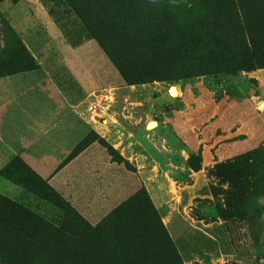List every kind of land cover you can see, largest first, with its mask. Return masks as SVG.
Returning a JSON list of instances; mask_svg holds the SVG:
<instances>
[{
    "label": "rangeland",
    "instance_id": "1",
    "mask_svg": "<svg viewBox=\"0 0 264 264\" xmlns=\"http://www.w3.org/2000/svg\"><path fill=\"white\" fill-rule=\"evenodd\" d=\"M180 1L198 24L197 52L188 59L192 29L166 0H0V80L32 72L58 85L53 96L31 95L54 101L56 125L70 131L55 141L56 172L70 163L72 170L59 185L43 180L38 188L20 157L0 147V240H10L0 245V264H264V0ZM20 26L39 41L25 43ZM185 63L187 77L174 81ZM144 84L150 92L143 100L157 101L160 88L174 96L177 87L188 102L206 103L202 120L217 108L198 134L210 145L212 130L232 129L231 155L210 149L208 186L193 187L188 170L200 169L201 149L185 162L180 180L187 187L171 210L184 231L178 239L146 202L133 167L84 123L88 93L112 92L111 113L127 99L126 87ZM86 157L93 177L124 165L133 181L127 196L85 176ZM43 228L46 235L58 228L77 252L59 260L63 250L52 239L32 252L15 239Z\"/></svg>",
    "mask_w": 264,
    "mask_h": 264
},
{
    "label": "crops",
    "instance_id": "2",
    "mask_svg": "<svg viewBox=\"0 0 264 264\" xmlns=\"http://www.w3.org/2000/svg\"><path fill=\"white\" fill-rule=\"evenodd\" d=\"M21 27L16 31L25 43L39 41L37 33L24 32ZM43 72L49 77L58 74L49 70ZM31 73L0 80V147L7 154L20 157L42 180L57 186L64 180L63 176H72L71 163L56 172L61 159L54 151L56 139L70 137V131L56 125L51 112L53 100L41 101L31 95L50 92L53 96L58 85L48 78L38 77L34 80L30 77ZM175 88L179 93L177 96L171 95L170 88L169 91L160 88L157 101L152 102L142 99L149 94V85L126 87L129 93L127 99L117 100L113 112L88 115L84 123L106 146L133 167L131 178L133 181L136 178L138 185L144 188L170 236L178 239L184 231L178 216L171 210L172 203L174 205L177 202L176 198L187 187L180 180L186 171L185 162L191 154L201 149L200 169L188 170L191 172L193 187L208 186L211 180L207 177V167L212 163L214 155L222 158L232 153V146L228 142L232 129L228 126L212 130L209 134L210 140H215L214 145H210L213 141L209 143L205 138H200L198 134H204L202 127L211 123L218 109L214 108L206 120H202L200 110L206 103L188 102L180 89ZM69 105L67 101L62 102L63 108ZM150 122H154L155 126L148 128ZM220 140L222 142L219 144ZM216 145L217 152L213 155L210 149ZM64 150L66 152L67 148ZM82 161L87 174L85 176L92 178L91 170L88 171L89 157ZM108 165L112 166L109 162ZM115 166H112L113 169L106 168L97 177L94 174V182L112 189L113 194L125 197L127 193L124 189L133 187V181L129 175H125L130 172H127L124 165ZM85 186L87 188L88 183Z\"/></svg>",
    "mask_w": 264,
    "mask_h": 264
},
{
    "label": "trees",
    "instance_id": "3",
    "mask_svg": "<svg viewBox=\"0 0 264 264\" xmlns=\"http://www.w3.org/2000/svg\"><path fill=\"white\" fill-rule=\"evenodd\" d=\"M166 4L177 15H179L181 18H183L185 20V22L187 23V25L189 26V28L192 29V34H193L192 36H194V37H191L190 44H189V47H188L186 55H185L186 59H188V58L192 57L197 52V38H196L198 36L197 21L192 15L189 14L188 7L183 2H181L180 0H166ZM92 39H94V37ZM187 71H188V66H187V63H185L184 69H182L181 73H179L175 76L174 81H179V80L185 79L187 77ZM3 76H5V75H2V77ZM108 149L110 150L111 153L116 154V152L112 148H110L109 146H108ZM16 162H17V160H16ZM18 163H20V161H18ZM23 166H25L24 169L31 172L30 177L32 178L34 183H36V186L38 188H40V186H38V185H42L43 180L40 177H38L26 164H24ZM20 177H23V176L20 175ZM31 184H32V182H31ZM142 194L144 195L146 202H148V204H150V206L154 208V206H153V204H152V202H151V200H150V198H149V196L145 190H142ZM127 205H129V201L122 204V206L119 209L122 210V208H124L127 210ZM119 209L117 211H120ZM40 223L45 225V221L40 222ZM102 226H103L102 222L100 224H98V227H102ZM45 229L46 228H43L42 230H39L38 232H36L35 229H33L32 232L29 234L28 238L23 237V233L18 231L17 238H15V239L17 241L20 239V242H21L20 244L24 247L25 252H32V251H36V250L38 251V248L41 249V246L44 243L48 242V239L49 240L52 239L54 244H55L53 246L56 247V249H55V247H53V250L54 249H55V251H62L63 250L62 254L60 256L58 255L59 260L63 256L66 257L67 254L72 255V253L77 252L78 248H73V247L71 248V247H68L66 245V242L64 241L66 234L63 233V235H62V233H57L58 228H55V230L57 229L55 234H47L49 236H47L45 234ZM121 231L125 232L123 229H121ZM160 236H163V233ZM10 239L12 240L13 238L10 237ZM9 243H10L9 237H7V239H3L2 241L0 240V245L3 248H6L9 245ZM17 244H18V242H17Z\"/></svg>",
    "mask_w": 264,
    "mask_h": 264
},
{
    "label": "built area",
    "instance_id": "4",
    "mask_svg": "<svg viewBox=\"0 0 264 264\" xmlns=\"http://www.w3.org/2000/svg\"><path fill=\"white\" fill-rule=\"evenodd\" d=\"M113 95L109 91L94 92L89 95V102L86 107V113L94 115L99 112H107L110 108V96Z\"/></svg>",
    "mask_w": 264,
    "mask_h": 264
},
{
    "label": "bare ground",
    "instance_id": "5",
    "mask_svg": "<svg viewBox=\"0 0 264 264\" xmlns=\"http://www.w3.org/2000/svg\"><path fill=\"white\" fill-rule=\"evenodd\" d=\"M172 94H173L174 96L178 95V90H177L175 87L172 88ZM151 126L154 127L155 124L153 123Z\"/></svg>",
    "mask_w": 264,
    "mask_h": 264
}]
</instances>
